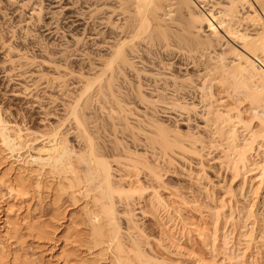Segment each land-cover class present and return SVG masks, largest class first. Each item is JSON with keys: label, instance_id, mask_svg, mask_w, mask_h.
<instances>
[{"label": "bare ground", "instance_id": "bare-ground-1", "mask_svg": "<svg viewBox=\"0 0 264 264\" xmlns=\"http://www.w3.org/2000/svg\"><path fill=\"white\" fill-rule=\"evenodd\" d=\"M0 31V77L5 89L14 85L8 104L26 117L34 112L42 126L38 132L27 118L22 129L0 104V140L15 151L38 132L46 142L30 157L38 176L47 166L73 203L94 193L82 210L90 242L114 252L116 264H166L147 253L141 227L130 225L160 208L177 211L173 205L206 211L211 254L219 255L223 210L230 222L239 194L233 187L246 177L253 202L242 222L258 223L252 208L264 201V0H0ZM159 115L186 130L171 132ZM212 153L219 156L209 159ZM189 156L217 164V200L209 196L214 188H199L203 201L192 188L164 184L173 171L162 164L181 161L184 169ZM201 163L188 177L194 183L207 175ZM233 254L210 263L234 264Z\"/></svg>", "mask_w": 264, "mask_h": 264}, {"label": "rangeland", "instance_id": "rangeland-1", "mask_svg": "<svg viewBox=\"0 0 264 264\" xmlns=\"http://www.w3.org/2000/svg\"><path fill=\"white\" fill-rule=\"evenodd\" d=\"M2 32L4 33H1L3 38L6 32L5 30ZM17 37L19 36L17 35ZM5 39L7 38L5 37ZM19 40L21 41L22 38H18L15 41L18 42ZM0 76H2L1 73ZM1 78L2 77H0V104L4 109L6 117L10 118V121L12 120L19 123L18 125L22 127V129H24V123L21 122L27 118L32 119L30 120V127L42 130V126L37 124L38 119L34 112L29 113L27 117L24 114H22L24 115L22 116L21 112H18L19 109H17L19 106L8 104V94L11 93L14 85L10 84L5 89L7 83L5 81L2 82ZM214 89L216 90L215 87ZM37 96L41 97L42 94L38 92ZM17 115H21L22 117H16ZM13 117L17 119L15 120ZM18 119L22 120L19 121ZM155 119H159V124H162L163 127L171 130V132H174L172 131L174 128H177V130L180 129L182 132L186 130L184 126L182 127V125H179V122L177 124L161 116ZM11 127H13V125L8 128L10 129ZM64 128L65 127H63V130ZM35 131L36 130H33V132ZM38 132L36 131V136H34L36 140L38 139L37 141H33L34 137L30 139L25 137V141L28 140L26 142L27 144L24 143L25 146L22 144L19 149L15 151L8 149V147L2 144V140H0V264H116L111 256H114V252L107 250L108 248L103 250L105 246H100V248L99 246L94 247L90 242L89 225L87 226L88 222H86L88 219L82 210L84 207L83 205H85L84 203H89L90 197H92L94 193L92 192L90 193L92 196L89 194L90 197H86L88 201L86 198H78V201L73 203L71 198L67 195L69 191L67 194L58 192V179H56V176H51L47 173L50 170L47 166L42 169V172L45 170L43 175L38 176L36 171L40 170V166L35 162L32 163V159L30 158L36 153V149L46 143L45 141L43 142V138L39 139ZM8 134L11 136L13 135L11 129L10 131L8 130ZM200 135L205 145H207L209 142L207 134L202 133ZM71 136H68V140L74 143L73 137ZM74 144H72V146H74ZM49 146L50 144L47 145V147ZM108 156L110 157L109 154L106 155V157ZM217 156H219L217 153H212L209 159ZM188 158H190L188 162L193 164L190 166V163L188 164L186 161L190 168L189 166L187 167V164H184L183 169L181 161L176 162L177 164L174 161L176 164L175 166L171 163V160V164H162L161 168L158 167L163 171H173V173L169 172V175H165L163 178L164 184L173 187L176 186L177 188H192L196 195L203 199V201H205V199L208 201V199L201 194V187L206 186L209 189L214 188L211 192L213 195L209 193V196L212 197L215 195L216 197L214 196V198L217 200L223 193L216 185L218 181H221V177L218 176V179L216 175L218 168L217 164H210L205 158L202 159L203 157L198 158L189 156ZM255 158L257 162H259L260 156H253L252 159L254 160L252 161L256 162ZM109 159L111 158H108V160ZM148 161L152 162L150 159H148ZM151 162L150 165L154 164V162ZM198 163L204 165L203 170L207 174V177L205 176L202 178V174L199 173L200 176L197 182L194 183L196 180H189L188 177H196L195 173L198 169H201L200 167L198 168L197 165L196 167L194 166V164ZM170 165H172V167H170ZM220 174L225 176L224 179L226 182L230 179L229 174L224 175L221 171L219 172V175ZM248 178L249 177H246L244 182L239 180L233 187L239 194L236 193V200L238 201L233 202V208H236L237 213H234L230 222L228 220L226 223L227 220L225 217L229 215L227 208L223 210L225 215L220 221V227L218 226L219 232L215 235L216 239L214 243L222 256L219 254L214 257L211 254L210 245L213 243L210 234L213 231V220L204 210L196 212L185 206L173 205V208L177 209L178 212L173 209H168V211L167 208H160L157 211L153 210L156 212V216L153 217L155 221L153 218L143 219L142 221L141 219L135 218L137 221H134L135 224H131L130 226L133 225L134 227H132L134 230H136L135 227H141L136 230L137 232L140 230L138 235L143 236L145 233V239L147 240L150 238L148 241L145 240L146 243L149 242V250H147V253L157 254L158 257H156L159 260H164L163 262L166 264H212L210 263L212 259L216 262H221L225 256L231 253H234L233 255H235V257L237 256V261L235 260L234 264H264V201L261 200V205L257 204V206L252 208L253 213L257 214L258 220V223L255 224L254 227L249 223L252 222L253 219H250V221L246 223L242 222V220H244L243 217L246 216V209L253 202ZM243 183H245L244 186ZM199 188L201 189L199 190ZM241 188H243V190ZM10 189H16L18 191L22 189L21 191L24 195H21V193H17V195L11 192ZM23 189H25V191ZM240 193L242 195H240ZM166 196L167 195L163 194L164 198H167ZM214 202L216 204V201ZM89 204L91 206V202ZM149 208L150 207H147L145 210L149 211ZM237 219L240 221V224ZM120 226H122L120 227V233L123 235L125 231L123 228H125V225L123 223ZM141 232L143 233L141 234ZM168 242L171 244L174 243L173 247ZM175 253L181 254L179 256ZM199 259H201V261H199ZM223 263L226 264V262Z\"/></svg>", "mask_w": 264, "mask_h": 264}]
</instances>
